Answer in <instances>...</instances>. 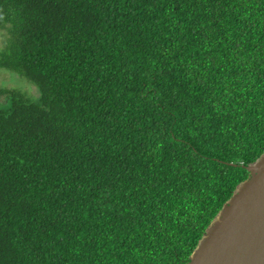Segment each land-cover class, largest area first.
I'll return each instance as SVG.
<instances>
[{
  "label": "trees",
  "instance_id": "16d2710c",
  "mask_svg": "<svg viewBox=\"0 0 264 264\" xmlns=\"http://www.w3.org/2000/svg\"><path fill=\"white\" fill-rule=\"evenodd\" d=\"M0 264H187L264 154V0H0Z\"/></svg>",
  "mask_w": 264,
  "mask_h": 264
},
{
  "label": "water",
  "instance_id": "95a60500",
  "mask_svg": "<svg viewBox=\"0 0 264 264\" xmlns=\"http://www.w3.org/2000/svg\"><path fill=\"white\" fill-rule=\"evenodd\" d=\"M246 169L187 264H264V154Z\"/></svg>",
  "mask_w": 264,
  "mask_h": 264
},
{
  "label": "rangeland",
  "instance_id": "374dc122",
  "mask_svg": "<svg viewBox=\"0 0 264 264\" xmlns=\"http://www.w3.org/2000/svg\"><path fill=\"white\" fill-rule=\"evenodd\" d=\"M1 44V34H0V47ZM7 87V88H15V89H22L24 91L29 92L30 94L36 95V91L33 87L29 84L20 81L18 78H15L11 74L0 72V87Z\"/></svg>",
  "mask_w": 264,
  "mask_h": 264
}]
</instances>
